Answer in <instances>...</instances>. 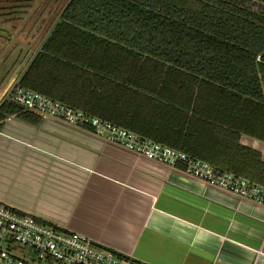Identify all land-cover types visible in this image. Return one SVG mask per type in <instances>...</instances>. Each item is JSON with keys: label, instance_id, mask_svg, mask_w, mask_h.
<instances>
[{"label": "trees", "instance_id": "1", "mask_svg": "<svg viewBox=\"0 0 264 264\" xmlns=\"http://www.w3.org/2000/svg\"><path fill=\"white\" fill-rule=\"evenodd\" d=\"M31 59L18 86L264 186V0H69Z\"/></svg>", "mask_w": 264, "mask_h": 264}, {"label": "crops", "instance_id": "2", "mask_svg": "<svg viewBox=\"0 0 264 264\" xmlns=\"http://www.w3.org/2000/svg\"><path fill=\"white\" fill-rule=\"evenodd\" d=\"M0 202L146 264H264V206L52 116L5 120Z\"/></svg>", "mask_w": 264, "mask_h": 264}, {"label": "built area", "instance_id": "3", "mask_svg": "<svg viewBox=\"0 0 264 264\" xmlns=\"http://www.w3.org/2000/svg\"><path fill=\"white\" fill-rule=\"evenodd\" d=\"M259 59V58H258ZM6 99L42 116L90 129L97 136L169 167H179L209 185L264 206V186L100 117L17 84ZM0 264H146L83 234L0 202Z\"/></svg>", "mask_w": 264, "mask_h": 264}, {"label": "rangeland", "instance_id": "4", "mask_svg": "<svg viewBox=\"0 0 264 264\" xmlns=\"http://www.w3.org/2000/svg\"><path fill=\"white\" fill-rule=\"evenodd\" d=\"M69 0H0V69L14 77L23 67L24 52L32 55L55 25ZM22 51V52H21ZM29 59V58H28ZM21 66V68H20ZM8 76L0 83L6 86ZM13 83V82H12ZM0 89V102L5 99Z\"/></svg>", "mask_w": 264, "mask_h": 264}, {"label": "flooded vegetation", "instance_id": "5", "mask_svg": "<svg viewBox=\"0 0 264 264\" xmlns=\"http://www.w3.org/2000/svg\"><path fill=\"white\" fill-rule=\"evenodd\" d=\"M48 34H49V33H48ZM46 37H47V36H46ZM43 42H44V40H43ZM43 42L41 43L40 46H42ZM34 46H35V45H33L32 43H29V44L27 45L25 51H26V52H27V51H30V49H32ZM40 46H39V47H40ZM38 49H39V48H38ZM21 52H22V51H21ZM26 52H24V59H25V58L28 59V57H29V56H28L29 54H27ZM26 59H25V60H26Z\"/></svg>", "mask_w": 264, "mask_h": 264}, {"label": "water", "instance_id": "6", "mask_svg": "<svg viewBox=\"0 0 264 264\" xmlns=\"http://www.w3.org/2000/svg\"><path fill=\"white\" fill-rule=\"evenodd\" d=\"M40 49H41V46L39 47L38 51H39ZM38 51L35 52L34 56L32 57L31 61L29 62V64L32 62V60L34 59V57L36 56V54H37ZM27 61H28V60H27ZM24 66H25V65H24ZM24 66H23V67H24ZM27 67H28V66H27ZM26 69H27V68H26ZM23 73H24V72H23ZM22 75H23V74H22ZM22 75H21V76H22ZM5 79H6V78H4V80H5Z\"/></svg>", "mask_w": 264, "mask_h": 264}]
</instances>
